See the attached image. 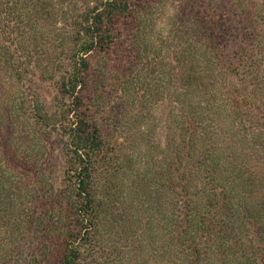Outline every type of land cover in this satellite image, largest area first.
I'll list each match as a JSON object with an SVG mask.
<instances>
[{
	"label": "trees",
	"instance_id": "obj_1",
	"mask_svg": "<svg viewBox=\"0 0 264 264\" xmlns=\"http://www.w3.org/2000/svg\"><path fill=\"white\" fill-rule=\"evenodd\" d=\"M0 228V264H264V0H0Z\"/></svg>",
	"mask_w": 264,
	"mask_h": 264
},
{
	"label": "rangeland",
	"instance_id": "obj_2",
	"mask_svg": "<svg viewBox=\"0 0 264 264\" xmlns=\"http://www.w3.org/2000/svg\"><path fill=\"white\" fill-rule=\"evenodd\" d=\"M174 9H175V7L173 6V4H171V2H164L162 5L157 7V9H155L156 17L158 19H157V28L154 30L153 35H154L155 39L156 38L158 39L159 43H157V44L159 46H162V45L165 46L166 43L168 42L165 40L168 37V35H170V31H171V27H172L171 20H172V17L176 14V11ZM155 42H157V41H155ZM161 42H163V43H161ZM156 48L157 47L151 46L149 51H147V54L150 55L151 59L153 58V56H156V53H157ZM148 61H150V60L148 59ZM165 112H166V110H165L163 105H158V106L154 107L152 117L157 119L155 125H158L161 127L160 120L165 116ZM160 127H159V129H157L158 130L157 131L158 136L162 135V131L160 130ZM0 232H2V231L0 230ZM32 234H33V232H32ZM1 239H2V236H0V240Z\"/></svg>",
	"mask_w": 264,
	"mask_h": 264
}]
</instances>
